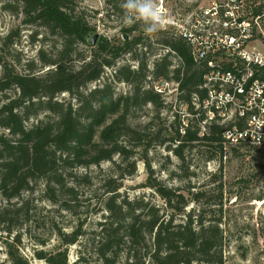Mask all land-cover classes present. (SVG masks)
<instances>
[{"label": "trees", "instance_id": "16d2710c", "mask_svg": "<svg viewBox=\"0 0 264 264\" xmlns=\"http://www.w3.org/2000/svg\"><path fill=\"white\" fill-rule=\"evenodd\" d=\"M107 2L110 9H122L120 0ZM3 8L22 13L24 23L44 27L61 41L52 56L40 47L38 62L28 61L27 69L20 70L6 56L19 33L11 30L2 38L0 192L6 203L0 205V241L3 239L11 263L31 264L19 251L20 233L10 239L22 224L20 216L29 214L30 199L23 194L42 181L48 200L73 211L80 198V180L89 185L94 182L90 167L111 162L109 171L99 177L102 219L98 222L95 251L101 264H118L122 255V264H224L225 230L219 222L205 218L211 208L208 190L177 189L166 184L153 176L149 157L155 145L172 151L182 165L186 163L185 151L197 146L203 147L199 150L209 158L217 153L222 156L225 150L226 124L212 122L200 135L199 120L190 117L181 133L184 118L173 114L170 123L161 120L160 110L167 103L146 84L150 75L168 78L180 83L184 101H190L194 94L206 96L201 87L204 67L195 62L186 42L168 29L155 27L161 44L169 50L150 68L146 52L138 51V45L145 43V31L131 36L139 31L144 19L124 27L119 42L99 36L93 45L90 38L95 27L76 11L73 0H4ZM81 44L90 45L88 55L80 52ZM126 53L138 62L136 67L128 62L118 64ZM173 53L178 64L170 58ZM109 68L113 69L111 74ZM121 81L127 82L131 90L117 95L115 82ZM63 92L71 98L59 99ZM147 104L156 107L157 114L144 125L137 123L133 111ZM42 113L44 118L27 124ZM233 150L238 151L235 147ZM139 160L149 171L147 186L163 199L162 205L122 195L124 180L137 171ZM218 190L219 204L223 205L222 179ZM253 198L262 200L264 194ZM192 202L200 206L187 211ZM82 228L83 222L70 231L60 228V246L36 249L35 255L46 264H71L68 247L79 241Z\"/></svg>", "mask_w": 264, "mask_h": 264}, {"label": "rangeland", "instance_id": "374dc122", "mask_svg": "<svg viewBox=\"0 0 264 264\" xmlns=\"http://www.w3.org/2000/svg\"><path fill=\"white\" fill-rule=\"evenodd\" d=\"M207 1L209 0H134L138 5L151 4L156 11V17L163 20L187 4ZM3 2L4 0H0V52H4L2 38L9 31L15 30L19 35L16 36L14 45L8 47L6 56L11 62L18 64L20 70L27 69L25 64L28 61L38 62L40 47L46 50L47 56H52L61 46L60 39L44 27L24 23L23 14L4 9ZM73 4L76 11L83 13L95 27V33L109 38L113 43L120 41L124 27L144 19L145 21L139 24V31L132 33L131 36L145 31L143 35L146 36L145 43L138 45V51L146 52L150 68H153L156 59L168 52V47L160 42V33L155 30V27H159L158 21L142 17L138 11L129 8L128 0H120L122 9L119 11L110 9L107 0H73ZM79 48L83 54L88 55L91 51L90 45L87 44H81ZM170 58L174 64H178L175 53L171 54ZM127 62L133 67L138 64L136 60H132L130 53L123 55L118 64ZM107 71L111 74L113 69L109 68ZM102 81L103 79L96 83ZM146 84L154 87L155 78L150 75ZM115 89L117 95L126 94L131 90V86L124 81L115 82ZM58 98L69 100L71 96L68 92H63ZM166 103L160 110V116L161 120L166 119L170 123L174 118L175 103L172 99H168ZM133 114L136 122L144 125L157 114V110L152 104H147L141 109L134 110ZM44 117L45 113L32 117L27 124ZM233 147L238 151H234ZM199 148L203 147L197 146L192 150H186V163L182 165L181 159L172 151L163 145H155L149 155L151 166L155 170L153 176L161 178L166 184L177 189L192 187L194 190H208L211 208L206 211L205 218L219 222L225 230L224 264H264V198L262 200L253 198L264 194V146L251 147L243 144L228 146L222 156L217 153L213 158L207 157ZM111 166V162H103L101 167H90L94 182L89 185L80 180V198L73 211L62 209L58 204L48 200L43 192L42 181H38L32 191L23 194V197L30 199L29 214L23 213L20 216L22 224L10 235V239L17 232L20 233L19 251L31 264H46L45 260L35 255V250L40 248L50 250L60 246L58 230L61 228L70 231L80 222H83L84 233L77 243L68 247L69 260L71 264H101V259L95 251L98 222L102 219V210L99 208L103 196L102 189L99 188V177L108 172ZM83 170L84 168L80 169L81 172ZM148 176L146 165L139 160L137 171L124 180L122 195L129 198L143 197L162 205L163 199L153 188L147 186ZM221 179L224 182L223 205L219 204L218 199ZM15 200L19 201L21 198ZM5 203L6 200L0 192V205ZM198 205L200 206L199 203L192 202L187 206V211L197 209ZM2 241L3 239L0 241V264H12ZM124 259L122 255L118 264H122Z\"/></svg>", "mask_w": 264, "mask_h": 264}, {"label": "built area", "instance_id": "2783aa9c", "mask_svg": "<svg viewBox=\"0 0 264 264\" xmlns=\"http://www.w3.org/2000/svg\"><path fill=\"white\" fill-rule=\"evenodd\" d=\"M158 25L186 42L195 62L204 67L206 96L181 99L180 83L155 79L154 89L173 114L199 120L200 135L212 122L226 124L228 146H264V0H209L187 4ZM169 50V49H168ZM179 107V108H178Z\"/></svg>", "mask_w": 264, "mask_h": 264}, {"label": "clouds", "instance_id": "9594fccd", "mask_svg": "<svg viewBox=\"0 0 264 264\" xmlns=\"http://www.w3.org/2000/svg\"><path fill=\"white\" fill-rule=\"evenodd\" d=\"M128 7L135 9L142 17L156 19V11L151 4H136L134 0H128Z\"/></svg>", "mask_w": 264, "mask_h": 264}, {"label": "water", "instance_id": "95a60500", "mask_svg": "<svg viewBox=\"0 0 264 264\" xmlns=\"http://www.w3.org/2000/svg\"><path fill=\"white\" fill-rule=\"evenodd\" d=\"M99 38V33H94V35L90 38V43L95 45L97 43V40ZM125 38H128V35H125Z\"/></svg>", "mask_w": 264, "mask_h": 264}]
</instances>
